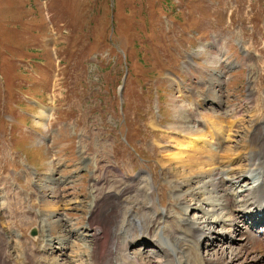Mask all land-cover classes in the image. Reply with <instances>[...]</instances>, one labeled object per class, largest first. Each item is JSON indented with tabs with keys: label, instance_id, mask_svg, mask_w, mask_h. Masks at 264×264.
Returning <instances> with one entry per match:
<instances>
[{
	"label": "rangeland",
	"instance_id": "1",
	"mask_svg": "<svg viewBox=\"0 0 264 264\" xmlns=\"http://www.w3.org/2000/svg\"><path fill=\"white\" fill-rule=\"evenodd\" d=\"M42 107L51 109L43 120ZM215 117L228 131L217 136L222 148L209 138L214 158L192 150L180 163L165 157L194 136L185 125L205 133ZM263 117L264 0H0L1 244L18 264L30 256L35 264H89L99 230L90 200L108 195L109 204L145 169L156 211L184 234L197 225L206 259L260 264L246 249L257 240L215 220L228 215L224 196L232 191L231 204L239 202L248 182L226 186L216 172L242 174ZM209 171L214 191L204 186ZM35 197L44 201L32 207L41 208L39 219L26 213ZM132 227L130 251L162 264L147 230Z\"/></svg>",
	"mask_w": 264,
	"mask_h": 264
},
{
	"label": "bare ground",
	"instance_id": "2",
	"mask_svg": "<svg viewBox=\"0 0 264 264\" xmlns=\"http://www.w3.org/2000/svg\"><path fill=\"white\" fill-rule=\"evenodd\" d=\"M254 100L257 101L258 97L256 96ZM256 108L258 109V107ZM50 111H51L50 108L42 107V109H40L39 119L43 120L47 118ZM233 122L231 120V122L227 124L229 125L227 127L232 129V124L235 123ZM207 123L209 124V128L207 129V131H205V133L203 132L199 133V130H197L195 126H191L189 124L185 125L184 130H186L187 133L194 134V136L191 135L188 137H184V139L179 142L178 150L165 155V157H167L169 161L175 160L176 163L177 162L180 163L179 160H181L184 156H187L186 152H188V150L196 151L194 153L198 152V154L210 155L209 156L210 158L208 159H211L214 153L218 154L217 152L218 148L214 147L213 144L217 145V143L220 142L221 145L219 147L222 148V144L225 141L220 139L222 141L221 143V141L217 140V136L219 137L225 134L222 133V131L224 132L226 131L224 129L225 125L223 121L219 120L218 118L210 122L207 121ZM256 126H258V124ZM211 128L212 130L213 129L216 130L217 132L215 133L216 135L213 134L214 130L212 131ZM209 138L215 139L216 144L212 142L213 140H211L213 144L208 143L210 141ZM230 139L228 138V141H231ZM252 139L254 140V142ZM258 139L259 141L261 140L259 146L256 144ZM251 140H252V145L249 149V154H250V156L248 157L249 162L247 164V168L244 169V171L240 176L236 178L233 176H229L228 174H230V172H228L227 170L226 172L222 171V169L221 171L219 169L218 172H216V175H220L221 177L220 183H223L225 180V185L228 184L226 186H232L238 183L240 184L239 180H241L242 177L246 180V182L248 181L245 184L244 186L245 189L243 191L246 192L245 194L246 198L240 200L236 207H233L231 205L229 206L228 204V202L231 204L232 201L235 199L233 198V195L228 196L229 195L228 194L224 196L225 200L223 201L224 202L223 207L224 206L227 208L229 207V210L226 212V214L228 215L218 216L217 219L215 220V223L217 224L228 222L230 224L229 226H232V223H234L235 219L237 217H240L239 215L240 210H242L244 207L251 208L253 201H249V197L255 196L260 190L264 191V126L259 128V130L255 133V136L253 135L251 137ZM209 144L210 146L211 145L212 146L210 147ZM230 148L231 146H229L228 148L226 147V150ZM226 152L228 153L231 151H226ZM241 154L240 156H242ZM240 156L239 158L241 159ZM231 157L233 158V156ZM204 159L206 160V158ZM209 174L211 175L209 177L211 179H208L207 182L204 184V186L207 185L208 187L210 186L213 187V185H216V183L213 182V180H215L213 179V176H215L214 171L211 172L209 171ZM246 174L249 175L251 179H249L246 176ZM135 178L138 179V181L134 189L130 190L131 187L127 188L124 186V189L121 190L120 194L114 193V196L109 199V204L107 198L108 195H106L105 199H102L101 201H96L93 203V205H91L92 206L91 208H93L91 209V211L92 213L95 214V217L94 215L91 216L94 217V219L96 218V223L99 226V230L96 229L97 233L96 234L93 233L92 235L93 245L91 247L92 248L91 251L88 253L89 264H144L136 255H134L135 254L134 252L130 251L129 245L131 243H134L133 241L134 238L136 237V235H134V233L136 232L135 231L136 227H132V224H134V226H138L139 230L142 229L141 233H144L147 230L146 223L152 220L155 221L152 224V228L147 230L148 233L146 234V237H148L151 240V242L154 243L155 246H157L158 249L161 248L162 251L159 249V253L160 254L161 252L163 253L162 264H222L217 259L210 261L200 253L199 236L201 235V230H198L199 227H197V225H195L194 223L193 224L190 223L191 230L189 229L190 231L188 232V234L187 233L184 234L183 233L184 231L181 228L175 229L171 221L168 219L169 214L167 212H165L164 210L161 212L156 211L155 200L152 195V188L154 185L152 178L147 171L141 170L136 174ZM130 179L131 181H133L132 178ZM244 179L242 181H244ZM215 187L216 186L210 189V191H214ZM207 202L208 203L210 202L212 206L220 204L218 201H216V199L214 200L212 199ZM232 207L235 209L234 211L232 210ZM131 211H133L132 214ZM147 213L153 214L154 217L151 220L147 219L146 218L148 216ZM185 222L186 221H184L183 224ZM228 231L231 232V229H228L227 232ZM239 232L241 233L242 229H239ZM1 235L2 234L0 233V264H18L17 260L16 261L14 260L13 262L12 261L13 257L10 254H8L7 251L4 250L6 248L3 246L4 239L1 237ZM250 236H252L255 240H257L260 243L257 244L256 242L254 246L245 243L247 245L246 249H248L249 251L252 250L255 253L258 252L253 257L251 255L250 258H252L253 261L259 262L260 264H264V248L263 245L261 244V240L253 235ZM146 240L144 241L148 242ZM1 242H3V244H1ZM249 243L251 244V242ZM242 249L243 248H241V250ZM243 250L241 252H243ZM26 263L35 264L34 260L31 259V256L30 258L27 259ZM37 264H42V262Z\"/></svg>",
	"mask_w": 264,
	"mask_h": 264
},
{
	"label": "water",
	"instance_id": "3",
	"mask_svg": "<svg viewBox=\"0 0 264 264\" xmlns=\"http://www.w3.org/2000/svg\"><path fill=\"white\" fill-rule=\"evenodd\" d=\"M30 234H31L32 236H35V235H36V229H35V228H32V229L30 230Z\"/></svg>",
	"mask_w": 264,
	"mask_h": 264
}]
</instances>
